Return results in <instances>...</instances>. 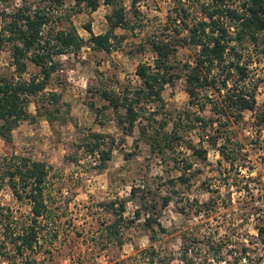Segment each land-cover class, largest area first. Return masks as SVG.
<instances>
[{
	"label": "rangeland",
	"instance_id": "obj_1",
	"mask_svg": "<svg viewBox=\"0 0 264 264\" xmlns=\"http://www.w3.org/2000/svg\"><path fill=\"white\" fill-rule=\"evenodd\" d=\"M202 1L142 0L138 4V15L134 17L129 2L125 0L124 7L133 21V29L117 28L115 32L123 38H112L114 46L109 52L89 47L90 34L85 26L89 24L94 34L104 33L108 28L106 14L110 12V6L102 3L93 12L84 9L72 12L73 0H67L63 9L58 10L57 15H71L83 46L56 57L58 65L49 85L30 98L28 111L31 116L21 120L12 130L10 142L0 138V159L11 155L24 156L45 161L48 166L45 196L51 219L40 238L38 258L43 264H116L120 260L122 264H150L139 252L150 242L147 231L142 227L144 210H140V218L137 219L135 211L139 209L138 204L128 199L132 187L148 189L150 196L159 193L173 195L169 205L163 207L160 217L171 234L162 235L155 244L163 253L177 256L176 234L179 230L189 229L190 232H198L201 237L226 242L228 248H238L241 242L248 243L251 257H259L264 264V247L254 228L257 223L255 217L264 214L263 148L248 147L250 172L242 170L238 173L219 163V154L210 147L204 162L181 147L179 158H189L193 162L192 170L197 172L188 183L177 181L172 186L169 179L180 174L173 157L161 158L151 153L149 144L139 134L140 124L147 122L146 117L154 107L143 108L140 104L139 122L132 133L125 135L117 114L100 96L101 90L121 92L138 86L140 79L135 73L136 67L153 62L146 39L153 34L171 37L174 26L181 25L178 10L183 7L188 15L186 20L190 21L199 16L198 5ZM33 2L36 1L0 0V29L12 10L22 3L28 6ZM59 22L55 21L54 25L62 26ZM182 34H186V30ZM242 52L243 60L249 66L248 87L256 86L255 95L261 104L264 102V56L253 45ZM191 54V49L182 48L178 58L185 60ZM10 62L9 48L5 45L0 50L1 75L11 76ZM32 72H37V69L29 63L28 73ZM184 88V80L180 79L162 90L166 119L172 120L179 111L195 109L191 107ZM45 110L48 114H44ZM161 116L158 113L155 118L160 119ZM245 120L253 126L250 112L245 114ZM170 126L171 121L166 128ZM252 126L241 132L242 138L248 136L245 140H253L255 131ZM262 131L260 138L264 136ZM90 132L104 134L102 148H111L110 157L103 166L99 154H89L80 146ZM188 136L193 142L198 141L195 133ZM211 195L217 198L218 203L210 215L180 213L179 208L185 207L188 198L204 201ZM0 199L16 215L26 216L29 212L30 206L15 200L9 188H3ZM121 201L125 209L119 233L110 237L104 227L114 217L106 206L114 202L118 208ZM202 253L207 259L211 257L212 251L207 244H203ZM225 256L228 261L221 264H231L232 256ZM207 262L210 264L209 260ZM169 264L182 263L176 258Z\"/></svg>",
	"mask_w": 264,
	"mask_h": 264
},
{
	"label": "trees",
	"instance_id": "obj_2",
	"mask_svg": "<svg viewBox=\"0 0 264 264\" xmlns=\"http://www.w3.org/2000/svg\"><path fill=\"white\" fill-rule=\"evenodd\" d=\"M35 1L28 6L22 3L12 10L0 29V50L8 45L12 67L11 76L0 74V138L6 142L11 141L12 130L18 123L31 116L28 111L30 98L49 85L58 65L56 57L83 46L71 15H57L67 0ZM124 1L73 0L72 12L83 9L93 12L102 3L111 8L106 14L108 28L104 33L94 34L89 24L85 26L90 34V48L109 52L114 46L112 38H123V35L115 32L117 28L133 29V21L127 16ZM127 1L136 17L138 4L142 0ZM198 10L199 16L187 21L186 10L181 7L177 12L181 25L174 26L171 37L153 34L146 39L153 62L136 67L135 73L140 79L138 86L121 92H100V96L117 114L125 135L132 133L137 126L141 105L143 108L154 107L146 117L147 122L140 124L139 134L149 144L151 153L161 158L173 157L180 174L169 179L172 186L177 181L188 183L197 172L196 169L192 170L193 162L189 158H179L181 147L188 149L201 162L207 160L210 147L219 154V163L228 167L229 171L236 170L238 173L242 170L250 172L248 147H262L264 150V136L259 137L264 130V102L259 104L257 101L256 86L248 87L249 66L243 60L242 52L253 45L264 56V0H203ZM55 21H61L62 26H55ZM183 30H186V34H182ZM186 47L191 49L192 54L190 58L180 60L178 53ZM29 63L37 72L28 73ZM25 74L28 76L25 77ZM180 79L184 80V89L191 107L195 109L179 111L172 120H168L167 113L163 111L165 102L162 90ZM51 97L57 100L54 94ZM247 112L253 118L254 127L250 125L255 131L253 140H245L248 136L241 137V132L250 128L245 120ZM158 113L162 114L160 119L155 118ZM44 114L48 112L45 110ZM170 121L171 126L167 129ZM191 133L198 136L196 143L188 136ZM103 138L104 134L90 132L80 145L89 154H99L102 166L111 153V148H102ZM48 175L45 161L16 155L0 159V194L4 187L9 188L15 200L30 206L26 216L16 215L0 199V264H43L38 255L41 234L51 219L45 196ZM150 193L148 189L132 187L128 197L138 204L139 209L135 211L137 219L140 218V210H144L142 227L147 231L150 245L139 252L150 264H169L176 258L182 264H206L209 263L207 260L210 264H221L228 261L225 254L232 256L231 264H263L259 257H251L248 243L241 242L238 248H228L226 242L201 237L198 232L193 233L189 229L179 230L176 234L177 256L163 253L155 244L162 235L171 234L160 217L163 207L169 205L173 195L159 193L150 196ZM186 202L187 209L181 206L180 213L191 212L194 216L210 215L218 203L213 195L204 201L188 198ZM106 207L114 218L105 225L104 231L114 237L119 233L124 202L121 201L118 208L114 202ZM255 219L257 223L254 228L264 247V214ZM203 244H207L212 251L208 259L202 253ZM115 263L122 264V260Z\"/></svg>",
	"mask_w": 264,
	"mask_h": 264
}]
</instances>
